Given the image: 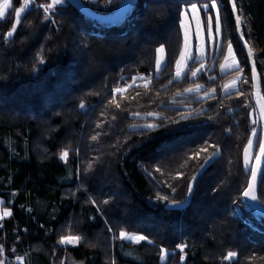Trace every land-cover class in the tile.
<instances>
[{"label": "trees", "instance_id": "16d2710c", "mask_svg": "<svg viewBox=\"0 0 264 264\" xmlns=\"http://www.w3.org/2000/svg\"><path fill=\"white\" fill-rule=\"evenodd\" d=\"M79 1L93 13L111 15L122 0L108 6L106 0ZM236 1L244 17V38L259 49L255 62L263 77L264 0ZM205 2L211 0H137L121 24L106 26L85 18L67 0L48 18L39 5L51 0H34L5 43L3 35L20 5L12 0L0 21V201L12 213L0 229L6 264H17L16 256L23 257V264H55L63 254L83 264H111L113 258L116 264H179L177 243L188 245L182 264H264V219L242 200L248 178L243 149L255 127L250 83L239 86L242 95L225 94L220 53L207 72L213 77L207 89H215V98L176 95L206 84L205 72L191 78L190 69L199 62H191L180 80L173 79L181 44L180 9ZM218 3L224 44L233 43L248 71L228 0ZM160 45L165 46L166 61L155 75V49ZM133 77H145L147 87H129ZM117 87H127L115 95L120 108L110 103ZM261 93L264 101V87ZM81 103L88 111L79 110ZM149 112L176 120L186 113L189 119L148 132L134 114ZM205 141L221 152L200 168L203 157H189ZM62 148L69 152L67 164L59 160ZM89 161L94 168L85 175ZM177 173L182 175L177 178ZM193 176L198 177L194 192L182 207L169 208L157 200V193L185 200ZM80 183L87 193L77 191ZM88 195L111 202L97 212L85 202ZM256 195L264 208L259 202L264 198V172ZM236 208L241 218L232 214ZM121 229L147 235L154 243L122 241ZM61 235H82L84 240L78 247L61 246ZM230 251L237 256L229 263L225 256Z\"/></svg>", "mask_w": 264, "mask_h": 264}, {"label": "snow or ice", "instance_id": "6c2138e0", "mask_svg": "<svg viewBox=\"0 0 264 264\" xmlns=\"http://www.w3.org/2000/svg\"><path fill=\"white\" fill-rule=\"evenodd\" d=\"M33 2V0H23V4L21 7H17L15 9V20L14 22L11 24V28L10 30H8L7 32L4 33L3 35V40L5 43H7L8 39L10 37L14 36V33L17 31L18 25H20L22 23L21 20V13L24 12V10L29 6V4ZM64 0H51V3H48L47 5L41 4L39 5L40 8L44 9V12L47 13L49 10L53 9V7L57 4H61L63 3ZM93 3L96 2V0H92ZM113 2V0H106V4L105 6L110 5ZM228 3L231 5V10L232 13L235 16V22H236V27H237V31L240 30L241 26H242V19H241V13L238 9L237 4L235 3V0H228ZM10 7L9 4V0H0V18L4 17L5 14V10L8 9ZM122 7L124 8L125 11H127L128 8L132 7L131 3H124L122 5ZM190 10L192 13H197L198 11H203L206 13H215V16L213 17L212 15L208 16V20H207V25H206V33H207V38L212 39L214 36L215 37H220L219 40L214 41L213 43V48L214 51H216L217 53H222L224 51V41L222 39V19H221V15H220V7H219V3L218 0H211L210 3H203L202 6L198 9V4L197 3H190ZM188 11V5H186L184 8L180 9L179 12V24L180 27L182 29H184V47L180 52V57L179 59L176 60L175 63V76L176 78L181 77L182 73L184 75H187V73L184 72V68L186 66V62L190 59V54L188 52V30L187 27L185 26V15L186 12ZM45 19H47V17H45ZM199 20H197V27H198V31H197V36L196 39L199 40L200 36H199ZM59 30V29H58ZM242 40L244 39L243 36L240 37ZM87 46V45H85ZM245 47H248L247 43L245 42ZM155 68H156V73L159 74V72L162 69V66L165 62V46L164 45H160L159 47H157L155 49ZM227 53L228 55L225 57V63L220 65L221 70L223 71L226 68H232L233 70H238L239 72H243V68L240 67L239 64H237L236 62V58L233 55V43L229 42L227 45ZM196 55L197 57L202 56L203 54L200 51V46L197 44L196 46ZM248 58L251 60L253 57V52L251 47H248ZM37 59L38 62L43 64L44 60L41 56V53L38 52L37 53ZM231 60V64L227 63L228 60ZM205 68L204 64H200V67L195 69V70H191V77H196L197 74L201 71H203ZM252 73H253V79H255L256 77V67L255 64H253L252 67ZM151 75V74H149ZM141 78L144 79L145 77H133V82H135L136 79ZM209 79H213V77H209ZM237 80L240 81H244V77L242 75H236L233 80L231 81L230 84H226L224 85V89H225V94H227V91L230 87H232L235 82ZM245 83H247V81H244ZM169 83H172V81H169ZM131 85H129L130 87ZM147 87V85H146ZM202 90V86L201 85H195V86H190L187 87L183 90V92H177L176 95L181 96L184 95L185 93H196ZM124 89L122 88H114L113 89V99L110 101L111 104H114L116 108H120V104L116 102L115 99V95L116 93H120L123 92ZM238 95H242L243 93L240 92L239 89L236 90ZM208 98H215V89H211V90H204V95L202 97H198V99L201 100H205ZM79 107L81 109L85 108L86 105L84 103H81L79 105ZM199 111H203L202 109ZM229 111H231V109H229ZM262 113H264V106H262L261 109ZM57 115H59V113H57ZM134 115H139L138 113H135ZM147 116L150 117H155L160 121H166L165 123H146L144 124L142 127L148 131L151 132L154 129L160 128V127H167L169 124H176L179 123L180 121H184L189 119V115L188 114H180L179 116V120L173 119V118H165L163 116H160L157 113H152L149 112L146 114ZM113 119L115 120L116 117L113 116ZM209 119L211 120L212 117H209ZM258 121L257 120H253L252 123L256 124ZM101 125L97 124L96 127L99 128ZM100 135L99 132L96 133V135L91 136V140L92 141H96L97 137ZM253 137L256 138L258 144H259V153L256 155V160L259 161L260 158L262 156H264V133H260L257 131V129L255 127L252 128V135L249 136L248 138V142L247 145L244 148V163L247 166L249 163V150L251 149L252 145H253ZM205 145L206 146H200L198 148V150L194 151L193 154L189 157V159H200L201 157H203L204 159V163L200 164V168H203L205 166L206 163H208L209 161H211L212 159L216 158L220 152L221 149L218 145H212V144H208L207 141H205ZM113 147H115V145H113ZM209 148L214 149L210 154H209ZM45 151H47L45 149ZM77 156H79V151L77 150ZM68 157H69V152L67 149L62 148L60 149L59 152V160L62 161L63 163L67 164L68 163ZM98 159V158H96ZM229 163H231L229 161ZM94 168V163L93 161H89L87 164V167H85L83 169V172L85 175H88ZM156 172H160V168L157 167L155 169ZM252 177L251 179L248 181L247 187L244 188L243 192H242V196L246 197L252 201H257L258 197L256 195V191H255V181L257 178V174L259 171L258 165H253L252 166ZM80 173H81V169L79 164H77L76 167V178L80 179ZM149 176H151L152 174L149 172L148 173ZM182 175V173H177V178H179ZM71 177H68V179H70ZM198 179V177L193 176L191 178V180H189L188 184H187V194L185 197V200H181L178 201L174 198L170 199L168 196L166 195H161L159 193H157V200L158 201H162L165 203L166 207L169 208H179L182 207L188 200L189 196L194 192V182ZM83 190L85 193H87V188L84 186L83 183H80L77 185V191ZM176 187H171V191L173 193L176 192ZM213 191H218V188H214ZM73 197L76 196V192H71L70 193ZM13 195H15V193H13ZM86 203H91L97 210V212L101 211L100 205H108L111 202V198L109 199H104L101 201H97L95 198H93L91 195H88V199L85 201ZM261 204H264V198L260 199L259 201ZM0 203H3L2 201H0ZM23 207V205L21 206ZM28 211H31V209H28ZM55 209L53 210V215H52V219H55ZM12 213L8 210L5 209L3 215H0V221H2L5 217L7 216H11ZM105 223H107V221H105ZM41 228H44V225L41 224L40 225ZM3 228V224H0V229ZM27 231V229H25V232ZM48 231H51L50 229ZM108 232H113L112 228H108ZM47 234V232L45 233ZM113 239H116L115 235H113L112 237ZM119 238L122 241H131L134 244H140L142 241H146L148 244H153L154 242L149 239V237L147 235H143V234H137V233H131V232H127L124 231L123 229L120 230L119 232ZM19 239V237L17 238ZM84 240V236L82 235H61L57 241V243L59 245H74V246H79V244ZM90 247H95V245H89ZM188 247V245L186 243H177L176 244V248L179 249L180 251V260L181 262H183L185 260V249ZM16 251L15 248L12 249V252L14 253ZM4 253H5V247L3 244H0V264H6L4 257ZM161 253L162 256L161 258L164 259V249H161ZM237 256V253L235 252H228L227 255L225 256V260H231L233 258H235ZM16 261L17 264H23V257L20 256H16ZM61 264H64V261L61 262ZM111 264H116V260L113 258L111 261Z\"/></svg>", "mask_w": 264, "mask_h": 264}, {"label": "rangeland", "instance_id": "374dc122", "mask_svg": "<svg viewBox=\"0 0 264 264\" xmlns=\"http://www.w3.org/2000/svg\"><path fill=\"white\" fill-rule=\"evenodd\" d=\"M33 1H34V0H33ZM44 1H45V0H41V3H43ZM64 1H65V0H64ZM31 3H32V2H31ZM31 3H30V4H31ZM235 3L237 4V1H236V0H235ZM9 4H10V7H9L8 9L5 10L4 17H5L6 14L8 13V11L11 10V8H12V0H9ZM22 4H23V0H20V5H19V7H21ZM30 4H29V6H30ZM62 4H63V3L55 5V6L53 7V9L49 10V11H48L47 13H45V14H46L47 16H49L51 12H55V11H56L55 9L58 8V7H61ZM123 4H124V0L121 1V3H120V5H119V7L117 8V10H116L113 14H111V15H115L116 13H118L119 11H121L122 8H123V7H122ZM229 5H230V4H229ZM29 6L24 10V12L29 8ZM201 6H202V5H198V9H199ZM230 8H231V6H230ZM231 11H232V10H231ZM239 11H240V13H241V19H242L241 36L244 37V35H243V28H244V26H245V23H244V17H243V13H242V11H241V10H239ZM24 12L21 13V17H22V15H23ZM13 14H14L13 16H14V20H15V10H13ZM209 15H212V16L214 17V16H215V13H214V12H212V13H206V12H203V11H198L197 13H192L191 10H190V6H188V11L186 12V15H185V17H184V19H185V26L187 27V30H188V52H189V54H190V59L186 62V66H185V68H184V72H185V73L187 72L188 65H189L191 62H199V63L196 65V66H197L196 69L200 67V64H201V63L205 65L204 70L201 71V72H205V73H206V74H204V76L206 77V78H205V80H206V84H204V85L201 84V86H202V90L199 91V92H196V93H185V94H184V96L192 95V96H194L193 98H196V99H198V97H202V96L204 95V90H208L207 88H209V87L207 86V84H208V82H209L210 79H209V76L207 77V72H208L209 70L212 69V67L214 66V62H213V61L215 60V58H217V57L220 55V53H217L216 51H214V48H213V43H214V41L219 40L220 37H215V36H214L212 39L207 38L206 25H207V20H208V16H209ZM4 17H3V18H4ZM3 18H0V21L3 20ZM48 18H50V16H49ZM233 18H234V16H233ZM197 20H199V22H200V23H199V36H200V39H199V40L196 39L197 31H198ZM234 22H235V18H234ZM179 26H180V24H179ZM235 28H236V23H235ZM180 32H181V44H180V50H179V53H178V55H177V57H176V60L179 59V57H180V52H181V50H182L183 47H184V29H182L181 27H180ZM236 35H237V29H236ZM243 40H244V42L247 43L248 47H251L252 52H253V57H252V58L254 59V63H255V66H256L255 59H256V55L259 53V49L255 46V44L253 43V41H252L251 39L246 40V39L244 38ZM197 44L200 46V51H201V53L203 54V55L200 56V57H197V55H196V46H197ZM227 45H228V44H224V51L222 52V53H223V58H222V60H221V63L219 64V72H220V74H222V76H223L222 79H221L222 85H223V84H224V85H226V84H230L231 81L233 80V78H234L236 75H242V76L244 77V81H248V82L250 83V88H251V98H252L251 71H250V68H249L248 71L245 70V66L241 63V61L243 60V58H241V57H240V58L237 57V56L235 55L234 50H233V55H234L235 58H236V62H237V64L240 65L241 68H243V72H239L238 70H233L232 68H226V69H224V70L222 71L221 68H220V65L226 62V61H225V57L228 55V53H227ZM240 45H241V44H240ZM241 47H242V46H241ZM155 56H156V55H155ZM165 56H166V53H165ZM245 56H246V55H245ZM165 59H166V57H165ZM176 60H175L174 65H173V79H174V80H180V79H181L183 76H185V75L182 73L181 77L176 78V76H175V63H176ZM165 61H166V60H165ZM227 63L231 64V60L229 59V60L227 61ZM164 64H165V62H164ZM164 64H163V66H164ZM207 65H209L208 69H207ZM248 65H249V64H248ZM163 66H162V68H163ZM248 67H249V66H248ZM256 69H257V68H256ZM201 72H199V73H201ZM154 73H155V75L157 74V73H156L155 64H154ZM199 73H198V74H199ZM257 73H258L259 87H260V93H261V89H262V87H264V76L262 77V76L259 74L258 70H257ZM198 74H197V75H198ZM191 78L193 79V78H195V77H191ZM244 81L237 80V81L235 82V84H234L232 87H230V88L228 89L227 93L236 91V90L239 88V86H240L241 84H245ZM147 82H148V81L145 80V79L138 78V79L135 80V82H133V80H132V84H131V86H133V85H146ZM204 86H205V87H204ZM121 88L124 89V91L127 89V87H121ZM124 91H123V92H120V93H116V94H121V95H122V94L124 93ZM224 93H225V89H224ZM261 98H262V93H261ZM262 101H263V98H262ZM263 104H264V101H263ZM50 106H51V105H50ZM79 110H81L82 112H86V111H88V110H87V106H86L85 108H83V109H81V108L79 107ZM253 112H254V115L252 114V117L254 118V120H257V115H256V112H255L254 107H253ZM135 118H138V119H139L138 121H141V122H139V123H142V125L139 126V127H141V128H143L142 126H143L144 124H146V123H157L156 121H149V120H152V119H153V120H158V119L155 118V117H150V116H147V115H145V116H142V115H138V116H137V115H136ZM138 121H137V122H138ZM257 121H258V120H257ZM134 128H135V127H134ZM255 128L257 129L258 132L263 133L262 127H261V125L259 124V122H257V123L255 124ZM143 129H144V128H143ZM251 135H252V132L250 133L249 136H251ZM247 142H248V140H247ZM247 142H246L245 146L247 145ZM255 143H256V138L253 137V145H252L251 149L249 150V163H248L247 166H246L245 163H244V149H243V165H244V169H246V171H248L247 184H248V181H249L250 176H251V169H252V166L255 164V161H256V155H257V154L259 153V151H260L258 142H257V147H256L255 150H254V145H255ZM244 148H245V147H244ZM246 187H247V186H246ZM120 199H121L122 202L128 203V201L126 200V198L121 197ZM242 200H243V198H242ZM243 203H244V201H243ZM244 204H245V203H244ZM5 209H6V208H4V207L2 206V203H0V215H3ZM239 210H240V209H237V208H236V209L232 212V214H233L235 217H237V218H241V214H240V211H239ZM244 210H246V209L244 208ZM205 218H206V217H202V220H204ZM7 219H8V216L5 217L2 221H0V224H2V223H3L5 220H7ZM129 242L132 243L131 241H129ZM132 244H134V243H132ZM61 246H74V245H61ZM233 259H234V258H233ZM233 259H231V260H226V261L230 263ZM62 261H64V264H83L82 262L75 261L72 257H70V256L67 255V254H63V255H61L60 257H58V258L56 259V263H55V264H61ZM160 261H161V262L165 261V254H164V259L160 258ZM183 262H184V261H183ZM183 262H181V260H180V258H179V264H182Z\"/></svg>", "mask_w": 264, "mask_h": 264}, {"label": "water", "instance_id": "95a60500", "mask_svg": "<svg viewBox=\"0 0 264 264\" xmlns=\"http://www.w3.org/2000/svg\"><path fill=\"white\" fill-rule=\"evenodd\" d=\"M67 1L74 7L75 10H77L85 18H87L91 21H95L99 24L106 25V26H115V25L121 24L125 20V18L131 13V11L133 10L134 5H135L137 0H125V3H131L132 7L128 8L127 11H125L124 8H122V10L119 11L118 13H116L115 15L96 14V13L91 12L84 5H82V3L79 0H67ZM233 16H234V14H233ZM234 18H235V16H234ZM236 29H237V27H236ZM237 37H238V40H239V42H240V44L244 50V53L247 57V60H248L249 68L251 71V82H252L251 83L252 84V105L255 109V112L257 115V120H258L259 124L261 125L263 133H264V114L261 111L262 106H264V104H263V101L261 98L257 69H256V77H255V79H253L252 67H253V64H255V63H254L253 58L251 60L248 58V55H247L248 47H245L244 40H242L240 38L241 37V28L239 31H237ZM254 165H258V168H259L257 178L255 181V191L257 192L259 182H260L261 177H262L263 172H264V156H262L259 161L256 160ZM251 177H252V171H251L250 179H251ZM242 198H243L245 205L250 209V211L255 216L264 219V208L260 207L257 201H252V200H250L246 197H243V196H242Z\"/></svg>", "mask_w": 264, "mask_h": 264}, {"label": "crops", "instance_id": "0c3cea01", "mask_svg": "<svg viewBox=\"0 0 264 264\" xmlns=\"http://www.w3.org/2000/svg\"><path fill=\"white\" fill-rule=\"evenodd\" d=\"M9 210V209H8ZM10 211V210H9ZM10 216H8V218H9ZM16 261V260H15ZM16 263H17V261H16Z\"/></svg>", "mask_w": 264, "mask_h": 264}, {"label": "bare ground", "instance_id": "6f19581e", "mask_svg": "<svg viewBox=\"0 0 264 264\" xmlns=\"http://www.w3.org/2000/svg\"><path fill=\"white\" fill-rule=\"evenodd\" d=\"M124 3H125V0H124ZM264 114V113H263Z\"/></svg>", "mask_w": 264, "mask_h": 264}]
</instances>
